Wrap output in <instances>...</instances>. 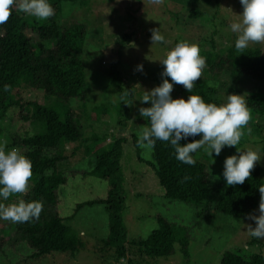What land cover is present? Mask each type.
Segmentation results:
<instances>
[{
  "label": "rangeland",
  "instance_id": "rangeland-1",
  "mask_svg": "<svg viewBox=\"0 0 264 264\" xmlns=\"http://www.w3.org/2000/svg\"><path fill=\"white\" fill-rule=\"evenodd\" d=\"M219 8L214 3L210 5L198 0H163L155 4L150 0H88L85 4L63 3L59 22L62 25L82 24L86 29V41L81 56L86 75L84 95L68 102L51 98L48 100L43 91L21 85L14 91L16 98L22 104L36 102L66 112L72 110L74 122L81 126V138L66 145L62 154L66 160L59 169L66 178V183L58 189L60 217L84 243V248L74 257L69 254H54L55 257H44L36 261L29 260L27 254H9L0 259V264H114L115 257L112 249L101 251L102 242L108 233V215L102 204L87 206L84 203L96 199H104L107 195V182L90 175L95 161L96 150L103 148L113 137L123 135L128 142L123 147L121 172L125 191V209L122 212L127 230V239L144 238L159 224L156 216L163 217L179 228L181 236L184 229L189 235L187 257L180 251L178 244L174 246L172 255L166 258H141L131 256L138 264H220L224 252H233L245 259L253 254L264 256V239L252 237L248 225L255 223L247 218L217 214L213 206L199 207L193 204L173 202L163 197V192L156 180L154 171L147 163H153L151 147L140 145L138 148L131 142L130 137L138 134L146 127L145 119L140 115L139 108L151 106L142 104L145 91H151L159 86L151 81L169 79L162 77L164 66L160 63L177 43L187 41L195 43L200 48V55L224 54L235 44L238 34L232 32L231 23L240 19L243 11L240 0H218ZM186 8V9H185ZM195 8L204 13L197 21H186L187 9ZM184 9V10H183ZM185 12V13H184ZM25 21L37 20L35 17L20 12ZM45 21V20H43ZM186 21V22H184ZM157 28L164 36L165 42L152 44L151 29ZM32 43L38 39L35 34L27 31ZM124 35H127L124 41ZM128 38V39H127ZM124 41V42H123ZM248 47L260 48L264 44H249ZM143 65V70H137ZM203 69L201 78L196 84H206L215 87L220 98V90L227 89L222 80L207 73ZM110 73L116 74L123 82L127 93L133 92L129 110L119 114V92L116 82ZM219 80V82H218ZM180 85L171 96L173 99L184 98ZM263 89L261 84L246 80L242 93L246 98L249 92ZM126 93V94H127ZM229 95V94H228ZM227 95V96H228ZM264 97V91L259 94ZM221 97V104L226 102ZM18 109H11L6 119L0 123V147H4L11 134L25 136L42 132L39 124L32 125L24 121ZM249 124L243 129L244 136L237 145L241 150L251 148L258 151L261 160L255 168L264 165V115L251 113ZM119 120L125 126L119 125ZM251 132H248V129ZM97 139L95 142L93 139ZM106 138L105 143L102 141ZM207 145L200 148L197 157L211 172V183L217 188L212 202L221 194L220 185L226 183L223 177L224 161L228 156L239 155L237 148L225 146L219 156H212L206 150ZM21 154L23 150L20 151ZM140 156L145 163L137 162ZM147 162V163H146ZM254 168V169H255ZM264 180V174L262 176ZM14 195L10 200L0 203L18 202L20 197ZM23 196V194H22ZM84 204L76 209V205ZM259 206L251 213L259 215ZM12 225L17 223L0 219V237L11 232ZM19 235L11 232L5 238L6 247L15 243ZM12 245V244H11ZM10 247V246H9ZM133 252V250H131ZM57 256V257H56ZM23 257V258H21ZM116 264H126L120 260Z\"/></svg>",
  "mask_w": 264,
  "mask_h": 264
},
{
  "label": "trees",
  "instance_id": "trees-1",
  "mask_svg": "<svg viewBox=\"0 0 264 264\" xmlns=\"http://www.w3.org/2000/svg\"><path fill=\"white\" fill-rule=\"evenodd\" d=\"M88 0H48L55 9V15L49 19L25 21L16 8L7 23L0 25V123H2L11 109H18L24 114L21 118L32 125L39 124L42 132L38 134L19 136L11 134L4 144L5 151L16 148L23 150L32 162V178L26 194H17L25 202L39 201L43 210L39 219L12 225L11 232L18 233L15 243L6 247L5 238L0 237V259L9 254H27L29 260L36 261L44 257H55L54 254H69L74 257L84 248V243L64 223L57 209L59 205L58 189L66 183V178L60 171V165L66 160L62 154L64 147L75 143L81 138V126L74 122L72 110L66 112L55 110L36 102L22 104L16 98L14 91L21 85L43 91L50 100L68 102L84 95L86 75L81 56L86 41V29L82 24L62 25L59 22L61 5L63 3L85 4ZM112 1V0H108ZM198 1V0H190ZM207 4L214 3L219 8L218 0H201ZM186 9V8H185ZM184 10V9H183ZM185 13V12H184ZM186 21H197L204 13L195 9H187ZM184 21V22H186ZM27 31L36 35L37 41L32 43ZM124 41L127 35L123 36ZM128 39V38H127ZM123 41V42H124ZM126 42V41H125ZM207 73L222 80L227 89L220 90V98L215 87L206 84H195L192 93L182 85L180 92L187 99L189 95H199L206 103L221 104V97L228 94L242 93V85L246 80L261 84L264 89V51L260 48L247 47L242 52L237 51L235 44L224 54H205ZM116 82L119 92V114L129 110L133 92L124 90L121 78L110 73ZM218 80V82H219ZM160 85L163 81L156 78L151 80ZM10 86L5 91V86ZM173 87V91H174ZM172 91V92H173ZM262 89L249 92L246 103L252 114L264 115V97L259 94ZM127 93V94H126ZM172 94V93H171ZM150 107V106H148ZM145 119V118H144ZM146 126L148 121L145 119ZM120 126H125L119 120ZM202 136L188 137L180 141L184 145ZM99 139H93L94 142ZM131 142L139 147L138 137L132 135ZM104 143L106 138L102 140ZM128 142L123 135L113 137L103 148L96 150L95 161L90 175L107 182V195L104 199H96L84 203L87 206L102 204L108 215V233L102 242L101 251L112 249L115 263L125 260L126 264H138L131 256L143 258H166L174 252V246L179 245L182 254L187 257L189 235L184 229L179 235V228L156 216L159 227L144 238L127 239V230L122 212L125 209V191L123 188V174L121 172V158L123 147ZM236 148V147H233ZM153 163H147L154 171L158 185L162 189L163 197L169 201L193 204L199 207L213 206L214 212L236 219H245L252 213L260 202L258 187L264 185L262 178L264 165L255 168L251 177L242 185H220L221 194L212 202L217 188L211 183L209 168L199 161L197 154L200 149L192 153L196 161L188 165L175 158V149L170 142L157 140L151 147ZM138 163H145L140 156H136ZM185 177L189 179L185 180ZM226 181V180H225ZM13 196L9 198L12 199ZM84 204L76 205V209ZM133 250V252L131 251ZM57 257V256H56ZM23 258V257H21ZM220 264H264V256L253 254L248 259L233 253L224 252Z\"/></svg>",
  "mask_w": 264,
  "mask_h": 264
},
{
  "label": "clouds",
  "instance_id": "clouds-1",
  "mask_svg": "<svg viewBox=\"0 0 264 264\" xmlns=\"http://www.w3.org/2000/svg\"><path fill=\"white\" fill-rule=\"evenodd\" d=\"M155 4L163 0H150ZM243 8L240 19L231 23L232 32L237 33L235 48L243 51L249 44H264V0H240ZM13 8L35 17L47 20L55 15V9L48 0H0V25L7 23ZM152 44L165 42L157 28L150 30ZM164 66L162 84L151 91H145L142 104L150 107L139 108L140 115L148 121L138 134V143L154 147L157 140L170 142L175 149V158L185 164L194 165L192 153L207 145L206 150L212 156H219L225 146L236 147L239 155L228 156L224 161L223 177L228 186L242 185L251 177L257 162L261 160L258 151L251 148L241 150L237 147L244 136L243 129L251 120V111L244 95L229 94L226 102L220 105L206 103L199 95H189L187 99H173V84L182 85L192 93L196 82L201 78L206 67V59L200 55V48L195 43L181 41L166 57L160 61ZM137 70L142 71L143 65ZM5 91L10 90L6 85ZM251 132V129H248ZM202 136L193 142L180 144L182 139ZM33 175L32 162L21 152L12 148L5 151L0 147V197L7 201L11 196L26 194ZM185 180L189 177H185ZM260 193L259 215L248 214L247 219L255 223L248 225L249 234L257 239H264V185L258 187ZM43 204L39 201L25 202L20 199L14 203H0V219L13 223L39 219Z\"/></svg>",
  "mask_w": 264,
  "mask_h": 264
}]
</instances>
